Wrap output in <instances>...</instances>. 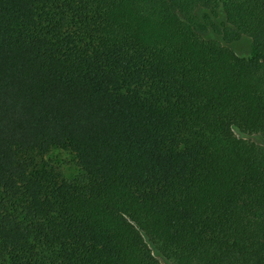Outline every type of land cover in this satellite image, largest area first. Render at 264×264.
I'll use <instances>...</instances> for the list:
<instances>
[{"label": "trees", "instance_id": "16d2710c", "mask_svg": "<svg viewBox=\"0 0 264 264\" xmlns=\"http://www.w3.org/2000/svg\"><path fill=\"white\" fill-rule=\"evenodd\" d=\"M255 135L264 0H0V264H264Z\"/></svg>", "mask_w": 264, "mask_h": 264}, {"label": "rangeland", "instance_id": "374dc122", "mask_svg": "<svg viewBox=\"0 0 264 264\" xmlns=\"http://www.w3.org/2000/svg\"><path fill=\"white\" fill-rule=\"evenodd\" d=\"M196 15L199 18H204L205 16H210L212 19H214L215 23L219 25L220 27H229L226 23V17L224 15V12L219 9L216 11V16H213V13L209 10H197ZM204 38L206 40L210 41H216L221 43L223 46L228 47L231 49L236 55L239 57L245 58L251 56L254 50V44L253 41L246 37L242 36L239 40L233 41L230 43H226L223 40V37L218 35L215 31H209L208 33L204 34ZM238 137L240 135L237 134ZM250 141L258 144V145H264V138L261 136H252L248 138ZM38 164L40 168L44 167V164L49 162L53 165H59L63 168L65 177L68 179H72L78 174V167L75 155L70 151H65L61 148L54 147L51 149L49 154L44 157V159L38 157ZM156 255V254H155ZM156 257L159 259V261L162 264H166L165 261L156 255Z\"/></svg>", "mask_w": 264, "mask_h": 264}]
</instances>
